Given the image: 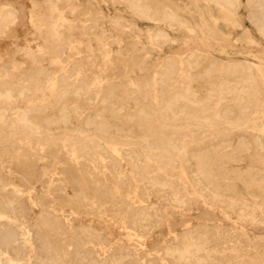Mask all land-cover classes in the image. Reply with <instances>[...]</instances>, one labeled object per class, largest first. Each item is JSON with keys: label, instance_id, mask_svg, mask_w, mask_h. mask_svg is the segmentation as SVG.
Segmentation results:
<instances>
[{"label": "rangeland", "instance_id": "1", "mask_svg": "<svg viewBox=\"0 0 264 264\" xmlns=\"http://www.w3.org/2000/svg\"><path fill=\"white\" fill-rule=\"evenodd\" d=\"M260 5L0 0V264H264Z\"/></svg>", "mask_w": 264, "mask_h": 264}, {"label": "bare ground", "instance_id": "2", "mask_svg": "<svg viewBox=\"0 0 264 264\" xmlns=\"http://www.w3.org/2000/svg\"><path fill=\"white\" fill-rule=\"evenodd\" d=\"M151 1H152V0H151ZM221 1H222V0H221ZM260 1H261V0H260ZM125 2H126V1H125ZM256 2H257V1H256ZM232 3H233V2H232ZM261 3H262V2H261ZM261 3H260V4H261ZM136 4H137V3H136ZM136 4H135V5H136ZM152 4H153V3H152ZM258 5H259V4H258ZM260 6L264 7L263 5H260ZM262 7L260 8V10L262 9ZM127 8H128V7H127ZM234 8H235V7H234ZM9 10H10V9H8V11H9ZM130 11H131V10H130ZM139 11H140V10H139ZM258 11H259V10H258ZM261 11H262V10H261ZM101 12H102V11H101ZM246 12H247V11H246ZM262 12H264V11H262ZM10 13H11V12H10ZM111 13H112V12H111ZM224 13H225V12H224ZM233 13H234V12H233ZM138 14H139V13H138ZM255 14H256V13H255ZM260 14H261V13H260ZM0 15H1V14H0ZM94 16H95V15H94ZM99 16H100V15H99ZM258 16H260V15H258ZM261 16H262V15H261ZM261 16H260V17H261ZM96 17H97V16H96ZM144 17H145V15H144ZM87 18H88V17H87ZM145 18H146V17H145ZM148 18H149V17H148ZM263 18H264V17H263ZM258 21H259V19H258ZM94 22H95V19H94ZM110 22H111V21H110ZM144 22H145V21H144ZM148 22H149V21H148ZM152 22H154V21H152ZM230 22H231V21H230ZM263 22H264V21H263ZM260 23H262V22L260 21ZM162 24H163V23H162ZM263 25H264V23H263ZM263 25H262V28H263ZM159 26H160V25H159ZM115 27H116V26H115ZM0 30H1V29H0ZM147 30H148V29H147ZM90 31H91V30H90ZM157 32H158V31H157ZM215 32H216V31H215ZM158 33H160V32H158ZM153 34H154V33H153ZM160 34H161V33H160ZM166 34H167V33H166ZM158 35H159V34H158ZM84 36H85V35H84ZM155 38H156V37H155ZM157 38H158V37H157ZM263 38H264V37H263ZM171 39H172V38H171ZM156 40H157V39H156ZM156 40H155V41H156ZM160 40H161V39H160ZM166 40H167V39H166ZM169 40H170V39H169ZM157 41H158V40H157ZM66 43H67V42H66ZM156 43H157V42H156ZM68 44H69V43H68ZM107 44H108V43H107ZM58 46H59V45H58ZM72 47H73V46H72ZM219 48H220V47H219ZM78 49H79V48H78ZM74 51H75V50H74ZM59 52H60V51H59ZM193 52H194V51H193ZM195 53H196V52H195ZM191 54H192V52H191ZM60 55H61V54H60ZM204 56H205V55H204ZM63 57H64V56H63ZM187 57H188V56H187ZM163 58H164V57H163ZM6 59H7V58H6ZM208 60H209V59H208ZM185 61H186V60H185ZM197 61H198V60H197ZM230 61H231V60H230ZM240 62H241V61H240ZM183 63H184V62H183ZM180 65H181V64H180ZM240 65H241V64H240ZM102 66H103V65H102ZM191 66H192V65H191ZM156 67H157V66H156ZM223 67H224V66H223ZM237 67H238V66H237ZM76 68H77V67H76ZM233 68H234V67H233ZM180 69H181V68H180ZM74 70H75V69H74ZM161 70H162V69H161ZM169 70H170V69H169ZM207 70H208V69H207ZM68 71H70V70H68ZM202 71H203V70H202ZM213 71H214V70H213ZM43 72H44V71H43ZM66 72H67V71H66ZM80 72H81V71H80ZM183 72H184V71H183ZM190 72H191V71H190ZM231 72H232V71H231ZM234 72H235V71H234ZM236 72H237V71H236ZM4 73H5V72H4ZM44 73H45V72H44ZM78 73H79V72H78ZM166 73H167V72H166ZM229 73H230V72H229ZM70 74H71V73H70ZM80 74H81V73H80ZM170 74H171V73H170ZM236 74H237V73H236ZM236 74H234V75L236 76ZM158 75H159V74H158ZM167 75H168V74H167ZM174 75H175V74H174ZM205 76H206V75H205ZM5 77H6V76H5ZM45 77H46V76H45ZM56 77H57V76H56ZM68 77H69V76H68ZM209 77H210V76H209ZM233 77H234V76H233ZM60 78H61V77H60ZM63 78H64V77H63ZM74 78H75V77H74ZM87 78H88V77H87ZM165 78H166V77H165ZM168 78H169V75H168ZM210 78H211V77H210ZM40 79H41V78H40ZM232 79H233V78H232ZM161 80H162V79H161ZM169 80H170V79H169ZM245 80H246V79H245ZM34 81H35V80H34ZM73 81H74V80H73ZM180 81H181V80H180ZM30 82H31V81H30ZM40 82H41V81H40ZM94 82H95V81H94ZM100 82H101V80H100ZM133 82H134V81H133ZM182 82H183V81H182ZM246 82H247V81H246ZM7 83H8V82H7ZM25 83H26V82H25ZM139 83H140V82H139ZM168 83H169V82H167V84H168ZM170 83H171V82H170ZM173 83H174V82H173ZM26 84H27V83H26ZM31 84H32V83H31ZM37 84H38V83H37ZM50 84H51V83H50ZM52 84H53V83H52ZM132 84H133V83H132ZM163 84H164V80H163ZM175 84H176V83H175ZM246 84H247V83H246ZM53 85H54V84H53ZM92 85H93V84H92ZM140 85H141V84H140ZM159 85H160V84H159ZM164 85H165V84H164ZM228 85H229V84H228ZM7 86H8V85H7ZM47 86H48V85H47ZM95 86H96V85H95ZM161 86H162V84H161ZM175 86H176V85H175ZM178 86H179V85H178ZM183 86H184V85H183ZM30 87H31V86H30ZM75 87H76V86H75ZM119 87H121V86H119ZM119 87H118V88H119ZM135 87H136V86H135ZM155 87H156V85H155ZM164 87H165V86H164ZM195 87H196V86H195ZM6 88H7V87H6ZM22 88H23V87H22ZM125 88H126V87H125ZM148 88H149V87H148ZM161 88H162V87H161ZM166 88H167V87H166ZM235 88H236V87H235ZM63 89H64V88H63ZM68 89H69V88H68ZM149 89H150V88H149ZM200 89H201V88H200ZM233 89H234V88H233ZM4 90H5V89H4ZM25 90H26V89H25ZM64 90H65V89H64ZM93 90H94V88H93ZM95 90H96V89H95ZM165 90H166V89H164L163 91H164V93L166 94ZM186 90H187V89H186ZM189 90H190V89H189ZM189 90H188V91H189ZM8 91H9V90H8ZM26 91H27V90H26ZM40 91H41V90H40ZM68 91H69V90H68ZM132 91H133V90H132ZM144 91H145V90H144ZM147 91H148V90H147ZM160 91H161V90H160ZM163 91H162V92H163ZM29 92H30V91H29ZM116 92H117V91H116ZM121 92H122V91H121ZM127 92H128V91H127ZM133 92H134V91H133ZM156 92H157V91H156ZM183 92H184V91H183ZM227 92H228V91H227ZM240 92H241V91H240ZM19 93H20V92H19ZM22 93H23V92H22ZM109 93H110V92H109ZM145 93H146V92H145ZM171 93H172V92H171ZM179 93H180V91H179ZM186 93H187V92H186ZM189 93H190V92H189ZM197 93H198V92H197ZM0 94H1V93H0ZM4 94H5V93H4ZM25 94H26V93H25ZM59 94H60V93H59ZM106 94H107V93H106ZM168 94H170V93H168ZM173 94H174V92H173ZM173 94H172V95H173ZM182 94H183V93H182ZM190 94H191V93H190ZM198 94H199V93H198ZM7 95H8V94H7ZM7 95H5V97H6ZM13 95H14V94H13ZM65 95H66V94H65ZM99 95H100V94H99ZM113 95H114V94H113ZM163 95H164V94H163ZM186 95H187V94H186ZM188 95H189V94H188ZM209 95H210V94H209ZM214 95H216V93H215ZM227 95H228V94H227ZM11 96H12V94H11ZM118 96H119V95H118ZM123 96H124V95H123ZM126 96H127V95H126ZM133 96H134V95H133ZM182 96H184V95H182ZM192 96H193V95H192ZM212 96H213V95H212ZM246 96H247V95H246ZM12 97H13V96H12ZM12 97H11V98H12ZM42 97H43V96H42ZM59 97H60V96H59ZM110 97H111V96H110ZM160 97H164V96H160ZM169 97H170V96H169ZM185 97H186V96H185ZM214 97H215V96H214ZM216 97H217V96H216ZM216 97H215V98H216ZM7 98H8V97H6V99H7ZM34 98H35V97H34ZM93 98H94V97H93ZM102 98H103V96H102ZM166 98H167V97H166ZM172 98H173V97H172ZM191 98H192V97H190V99H191ZM198 98H199V97H198ZM203 98H204V96H203ZM206 98H207V97H206ZM209 98H210V97H209ZM215 98H214V100H215ZM0 99H1V98H0ZM9 99H10V98H9ZM75 99H78V98H75ZM113 99H114V98H113ZM122 99H123V98H122ZM155 99H156V98H155ZM176 99H177V98H176ZM181 99H182V98H181ZM184 99H185V98H184ZM186 99H187V98H186ZM190 99H189V101L191 102ZM24 100H25V99H24ZM109 100H110V99H109ZM163 100H165V98H163ZM182 100H183V99H182ZM210 100H211V99H210ZM240 100H241V99H240ZM9 101H12V100H9ZM27 101H28V100H27ZM86 101H87V100H86ZM90 101H91V100H90ZM107 101H108V99H107ZM110 101H111V100H110ZM121 101H122V100H121ZM160 101H161V100H160ZM167 101H169V100H167ZM176 101H177V100H176ZM189 101H187V102H189ZM192 101H193V100H192ZM202 101H203V100H202ZM211 101H212V100H211ZM87 102H88V101H87ZM163 102H164V101H163ZM177 102H178V101H177ZM183 102H185V101H183ZM190 102H189V103H190ZM207 102H209V101H207ZM212 102H213V101H212ZM215 102H216V101H215ZM231 102H232V101H231ZM235 102H236V101H235ZM242 102H243V101H242ZM79 103H80V102H79ZM101 103H102V102H101ZM118 103H119V102H118ZM146 103H147V102H146ZM191 103H194V102H191ZM243 103H244V102H243ZM0 104H1V103H0ZM29 104H30V103H29ZM111 104H112V103H111ZM123 104H124V103H123ZM162 104H163V103H162ZM162 104H161V105H162ZM168 104H169V103H168ZM178 104H180V103H177V105H178ZM197 104H198V103H197ZM197 104H196V105H197ZM210 104H211V103H209V105H210ZM1 105H2V104H1ZM124 105H125V104H124ZM151 105H152V104H151ZM161 105H160V106H161ZM165 105H166V104H165ZM191 105H192V104H191ZM198 105L201 106L200 103H199ZM206 105H208V104H206ZM206 105H205V107H206ZM217 105H218V104H217ZM173 106L176 108V105L173 104ZM184 106H185V105H184ZM186 106H187V105H186ZM189 106H190V105H189ZM240 106H242V105H240ZM84 107H85V106H84ZM89 107H90V106H89ZM115 107H116V106H115ZM121 107H122V106H121ZM164 107H165V106H164ZM193 107H194V106H193ZM198 107H199V106H198ZM201 107H202V106H201ZM203 107H204V105H203ZM205 107H204V109H205ZM55 108H56V107H55ZM61 108H62V107H61ZM76 108H77V107H76ZM147 108H148V107H147ZM151 108H152V107H151ZM162 108H163V107H162ZM171 108H172V107H171ZM175 108H174V109H175ZM183 108H184V107H183ZM196 108H197V107H196ZM17 109H18V108H17ZM101 109H102V108H101ZM186 109H187V108H186ZM192 109H193V108H192ZM4 110H5V109H4ZM4 110H3V111H4ZM18 110H19V109H18ZM59 110H60V109H59ZM65 110H66V109H65ZM123 110H124V109H123ZM141 110H142V109H141ZM151 110H152V109H151ZM161 110H164V108L161 109ZM161 110H160V111H161ZM169 110H170V109H169ZM172 110H173V108H172ZM175 110L177 111V108H176ZM243 110H244V109H243ZM60 111H61V110H60ZM94 111H95V110H94ZM143 111H144V110H143ZM164 111H165V110H164ZM179 111H180V110H179ZM184 111H185V110H184ZM148 112H149V111H148ZM150 112H151V111H150ZM188 112H189V110H187V113H188ZM202 112H203V111H202ZM212 112H213V111H212ZM241 112H242V111H241ZM243 112H244V111H243ZM134 113H135V112H134ZM134 113H133V114H134ZM136 113H137V112H136ZM145 113H146V112H144V114H145ZM195 113H196V112H195ZM197 113H198V112H197ZM246 113H247V112H246ZM2 114H3V112H2ZM68 114H69V113H68ZM133 114H132V115H133ZM146 114H147V113H146ZM164 114H165V113H164ZM172 114H173V113H172ZM177 114H178V113H177ZM188 114H189V113H188ZM203 114H204V113H203ZM212 114H213V113H212ZM221 114H222V113H221ZM20 115H21V114H20ZM65 115H66V114H65ZM119 115H120V114H119ZM148 115H149V114H147L146 116H148ZM152 115H153V114H152ZM156 115H157V114H156ZM167 115H168V114H167ZM169 115H171V114L169 113ZM175 115H176V114H175ZM178 115H180V114H178ZM185 115H187V114H185ZM209 115H210V114H209ZM225 115H226V114H225ZM24 116H25V118L28 117V116H26V115H24ZM96 116H97V115H96ZM103 116H105V115H103ZM141 116L143 117V114H142ZM146 116H145V117H146ZM149 116H150V115H149ZM149 116H148V117H149ZM160 116H161V115H160ZM180 116H181V115H180ZM210 116H211V115H210ZM7 117H8V116H7ZM7 117L4 116V120L7 119ZM67 117H68V116H67ZM145 117H143L144 120H145ZM148 117H147V118H148ZM152 117H153V116H152ZM157 117H158V116H157ZM177 117H179V116H177ZM186 117H188V116H186ZM190 117H193V116L190 115ZM212 117H213V116H212ZM12 118H13V117H12ZM30 118H31V117H30ZM70 118H71V117H70ZM129 118H130V117H129ZM167 118H168V117H167ZM195 118H196V116H195ZM195 118H194V119H195ZM202 118H204V117H202ZM218 118H219V117H218ZM18 119H19V118H18ZM22 119H23V118H22ZM53 119H54V118H53ZM66 119H67V118H66ZM96 119H97V118H96ZM105 119H106V118H105ZM130 119H131V118H130ZM134 119H135V118H134ZM139 119H140V117H139ZM180 119H181V118H180ZM188 119H190V118H188ZM188 119H187V120H188ZM204 119H205V118H204ZM19 120H20V119H19ZM24 120H25V119H24ZM60 120H61V119H60ZM103 120H104V119H103ZM142 120H143V119H142ZM144 120H143V121H144ZM153 120H154V119H153ZM182 120H183V119H182ZM195 120H196V119H195ZM198 120H199V119H198ZM205 120H208V119H205ZM205 120L203 121V123L205 122ZM239 120H240V119H239ZM11 121H12V120H11ZM26 121H27V120H26ZM40 121H41V120H40ZM40 121H39V122H40ZM75 121H76V120H75ZM128 121H129V120H128ZM139 121H140V120H139ZM149 121H150V120H149ZM199 121H200V120H199ZM210 121H211V120H210ZM218 121H220V120L218 119ZM24 122H25V121H24ZM68 122H69V121H68ZM181 122H182V121H181ZM196 122H197V121H196ZM200 122H201V121H200ZM212 122H213V121H212ZM220 122H221V121H220ZM224 122H225V121H224ZM232 122H233V121H232ZM17 123H18V122H17ZM25 123H26V125H27V122H25ZM25 123H24V124H25ZM33 123H34V121H33ZM59 123L61 124V122H59ZM59 123H57V124H59ZM64 123H67V122L65 121ZM77 123H78V122H77ZM95 123H96V122H95ZM134 123H135V122H134ZM138 123H139V122H138ZM145 123H147L146 120L144 121V124H145ZM151 123H152V122H151ZM168 123H169V122H168ZM170 123H171V122H170ZM206 123H207V122H206ZM209 123H210V122H209ZM209 123H208V124H209ZM226 123H227V122H226ZM6 124H7V121H6L5 125H6ZM29 124H30V123H29ZM29 124H28V125H29ZM31 124H32V123H31ZM68 124H69V123H68ZM88 124H89V123H88ZM107 124H108V123H107ZM22 125H23V124H22ZM32 125H33V124H32ZM36 125H37V123H36ZM69 125H70V124H69ZM91 125H92V124H90V126H91ZM96 125H97V124H96ZM102 125H103V123H102L100 126H102ZM140 125H141V124H140ZM12 126H13V125H12ZM37 126H38V125H37ZM45 126H46V125H45ZM87 126H88V125H87ZM90 126H89V128H91ZM97 126H98V125H97ZM97 126L94 125L95 129H98V128H96ZM104 126H105V125H104ZM115 126H116V125H115ZM142 126H143V125H142ZM212 126H213V125H212ZM212 126H211V127H212ZM35 127H36V126H35ZM35 127L33 126V129H34ZM72 127H73V126H72ZM117 127H118V126H117ZM121 127H122V126H121ZM144 127H145V126H144ZM36 128H37V127H36ZM53 128H54V127H53ZM59 128H60V127H59ZM67 128H68V127H67ZM85 128H86V126H85ZM92 128H93V127H92ZM103 128H104V127H103ZM141 128H142V127H141ZM181 128H182V127H181ZM192 128H193V127H192ZM200 128H201V127H200ZM11 129H12V128H11ZM18 129H19V128H18ZM33 129H32V130H33ZM37 129H39V128H37ZM65 129H66V128H65ZM99 129L102 130L101 128H99ZM104 129H105V128H104ZM108 129H109V128H108ZM117 129H120V128H117ZM173 129H175V128H173ZM176 129H177V128H176ZM182 129H184V127H183ZM188 129H189V128H188ZM195 129H196V128H195ZM0 130H1V129H0ZM9 130H10V129H9ZM27 130H28V129H27ZM45 130H46V129H45ZM88 130H89V129H88ZM169 130H170V129H169ZM196 130H197V129H196ZM22 131H23V130H22ZM36 131H37V130H36ZM38 131H40V130H38ZM183 131H184V130H183ZM193 131H194V130H193ZM0 132H1V131H0ZM34 132H35V131H34ZM91 132H92V131H90V133H91ZM185 132H186V131H185ZM71 133H72V132H71ZM88 133H89V132H88ZM90 133H89V136H90ZM107 133H108V132H107ZM189 133H190V132H189ZM29 134H30V133H29ZM33 134H34V133H33ZM51 134H52V133H51ZM65 134H66V133H65ZM78 134H80V133H78ZM85 134H86V133H85ZM99 134H100V133H99ZM113 134H114V133H113ZM126 134H127V133H126ZM128 134H129V133H128ZM135 134H137V133H135ZM37 135H39V134H37ZM114 135H115V134H114ZM145 135H147V134L145 133ZM150 135H151V134H150ZM184 135H185V134H184ZM184 135H183V136H184ZM71 136H72V135H71ZM81 136H82V135H81ZM104 136H105V135H104ZM160 136H161V135H160ZM34 137H35V136H34ZM83 137H84V136H83ZM109 137H111V136L109 135ZM124 137H125V136H124ZM144 137H147V136H143V138H144ZM154 137H155V136H154ZM172 137H174V136H172ZM175 137H177V136H175ZM175 137H174V138H175ZM190 137H191V136H189V138H190ZM126 138H127V137H126ZM141 138H142V137H141ZM151 138H152V137H151ZM151 138H146V139H151ZM170 138H171V137H170ZM174 138H173V139H174ZM225 138H226V137H225ZM8 139H9V138H8ZM18 139H19V138H18ZM50 139H52V138H50ZM144 139H145V138H144ZM146 139H145V140H146ZM152 139H155V138H152ZM178 139H180V137H179ZM182 139H183V138H182ZM185 139H186V138H185ZM187 139H188V137H187ZM22 140H23V139H22ZM54 140H55V139H54ZM76 140H77V139H76ZM169 140H172V139H169ZM189 140H191V139H189ZM194 140H195V139H194ZM24 141H25V140H24ZM68 141H69V140H68ZM166 141L168 142V139H167ZM175 141H177V139H176ZM7 142H8V141H7ZM7 142H6V143H7ZM15 142H16V141H15ZM145 142H147V140H146ZM169 142H171V141H169ZM172 142H174V141H172ZM178 142H179V141H178ZM181 142H184V140L181 141ZM187 142H188V140H187ZM187 142H186V144H187ZM189 142H190V141H189ZM246 142H247V141H246ZM22 143H23V142H22ZM78 143H79V142H78ZM130 143H132V142H130ZM154 143H155V142H154ZM159 143H160V142H159ZM3 144H4V143H3ZM79 144H80V143H79ZM82 144H83V142H82ZM90 144H91V143H90ZM97 144H98V143H97ZM141 144H142V143H141ZM174 144H177V143L174 142ZM174 144H173V145H174ZM180 144H181V146H182V143H180ZM91 145H92V144H91ZM135 145H136V144H135ZM144 145H145V144H144ZM173 145H172V146H173ZM247 145H248V144H247ZM75 146H76V145H75ZM184 146H185V145H184ZM240 146H241V145H240ZM244 146H245V145H244ZM56 147H57V146H56ZM135 147H136V146H135ZM146 147H147V146H146ZM177 147H178V146H177ZM245 147H247V146H245ZM80 148H81V147H80ZM168 148H169V147H168ZM170 148H171V147H170ZM182 148L184 149V147H182ZM198 148H199V147H198ZM239 148H240V147H239ZM61 149H62V148H61ZM85 149H86V148H85ZM172 149H173V148H172ZM176 149H177V148H176ZM187 149H188V148H186V151H187ZM0 150H1V149H0ZM127 150H128V149H127ZM160 150H161V149H160ZM174 150H175V147H174ZM85 151H86V150H85ZM85 151H84V152H85ZM156 151H157V150H156ZM156 151H154V152H156ZM177 151H178V150H177ZM186 151H185V152H186ZM6 152H7V151H6ZM138 152H139V151H138ZM157 152H158V151H157ZM159 152H160V151H159ZM171 152H172V151H171ZM180 152L182 153L183 151L181 150ZM185 152H183V153H185ZM197 152H198V151H197ZM246 152H247V151H246ZM112 153H113V152H112ZM146 153H147V151H146ZM247 153H248V152H247ZM79 154H82V153H79ZM94 154H95V153H94ZM104 154H105V153H104ZM136 154H137V153H136ZM157 154H158V153H157ZM178 154H179V152H178ZM178 154H177V157L179 156ZM196 154H197V153H196ZM215 154H216V153H215ZM138 155H139V154H138ZM165 155H166V154H165ZM181 155H182V154H181ZM198 156H199V155H198ZM81 157H82V156H81ZM135 157H136V156H135ZM135 157H134V158H135ZM160 157H161V156H160ZM175 157H176V156H175ZM177 157H176V158H177ZM179 157H180V156H179ZM183 157H184V155H183ZM96 158H97V157H96ZM169 158H171V157H169ZM184 158H185V157H184ZM196 158H197V157H196ZM89 159H90V158H89ZM131 159H132V158H131ZM159 159H160V158H159ZM161 159H162V158H161ZM198 159H199V158H198ZM214 159H215V158H214ZM86 160H87V159H86ZM97 160H98V159H97ZM185 160H186V159H185ZM196 160H197V159H196ZM90 161H91V160H90ZM154 161H155V160H154ZM158 161H159V160H158ZM197 161H198V160H197ZM197 161H196V162H197ZM186 162H187V160H186ZM186 162H185V163H186ZM142 164H143V163H142ZM105 165H106V164H105ZM185 165H186V164H185ZM185 165H184V166H185ZM188 165H189V164H188ZM203 165H204V163H203ZM218 165H219V164H218ZM107 167H108V166H107ZM197 167H198V166H197ZM200 167H201V166H200ZM119 168H120V167H119ZM94 171H95V170H94ZM250 171H251V170H250ZM198 172H199V170H198ZM198 172H197V174H198ZM200 173H201V172H200ZM246 173H248V172H246ZM251 174H252V173H251ZM257 174H258V173H257ZM135 175H136V174H135ZM199 175H201V174H199ZM246 175H247V174H246ZM201 176H202V175H201ZM256 176H257V175H256ZM254 177H255V176H254ZM108 178H109V177H108ZM149 180H150V179H149ZM254 180H255V179H254ZM119 181H120V180H119ZM114 182H115V180H114ZM114 182H113V183H114ZM120 182H121V181H120ZM156 182H157V181H156ZM243 182H244V181H243ZM260 182H261V181H260ZM151 183H152V182H151ZM263 183H264V182H263ZM148 184H149V183H148ZM155 184H156V183H155ZM200 184H201V183H200ZM197 185H198V184H197ZM233 186H234V185H233ZM164 187H165V186H164ZM218 189H219V187H218ZM243 189H244V188H243ZM132 190H133V189H132ZM136 190H137V189H136ZM169 190H170V189H169ZM226 190H227V189H226ZM152 191H153V190H152ZM170 191H171V190H170ZM122 193H123V192H122ZM222 193H223V192H222ZM260 193H261V192H260ZM173 194H174V193H173ZM225 194H226V193H225ZM136 196H137V195H136ZM171 196H172V195H171ZM175 196H176V195H175ZM205 196H206V195H205ZM108 197H109V196H108ZM176 197H177V196H176ZM181 197H182V196H181ZM208 197H210V196H208ZM156 198H157V196H156ZM225 198H226V197H225ZM110 199H111V198H110ZM112 199H113V198H112ZM209 199H210V198H209ZM221 199H222V198H221ZM119 200H120V199H119ZM173 200H174V199H173ZM215 200H216V199H215ZM117 201H118V200H117ZM147 201H148V200H147ZM226 201H227V200H226ZM42 202H43V201H42ZM171 202H172V201H171ZM175 202H176V201H175ZM211 202H212V201H211ZM212 203H213V202H212ZM118 204H119V203H118ZM124 204H125V203H124ZM126 204H127V203H126ZM173 204H174V203H173ZM182 204H183V203H182ZM119 205H120V204H119ZM183 205H184V204H183ZM228 205H229V204H228ZM112 207H113V206H112ZM114 207H115V206H114ZM127 207H128V206H127ZM120 208H121V207H120ZM128 208H129V207H128ZM227 209H228V208H227ZM244 209H245V208H244ZM35 210H36V209H35ZM121 210H122V209H121ZM117 211H118V210H117ZM125 211H126V210H125ZM52 212H53V211H52ZM141 212H142V211H141ZM41 215H42V213H41ZM119 215H120V214H119ZM122 215H123V214H122ZM137 217H138V216H137ZM48 218H49V217H48ZM253 218H254V217H253ZM46 219H47V218H46ZM139 219H140V218H139ZM243 219H244V218H243ZM54 220H55V219H54ZM121 220H122V219H121ZM246 221H247V220H246ZM246 221H245V222H246ZM245 222H244V223H245ZM259 222H260V221H259ZM49 223H50V222H49ZM49 223H48V224H49ZM63 223H64V222H63ZM79 223H80V222H79ZM257 223H258V222H257ZM77 224H78V223H77ZM259 225H260V224H259ZM263 225H264V224H263ZM43 226H44V225H43ZM136 226H137V225H136ZM141 226H142V225H141ZM242 226H243V225H242ZM245 226H246V225H245ZM140 228H141V227H140ZM144 228H145V227H144ZM46 229H47V228H46ZM93 229H94V228H93ZM91 230H92V229H91ZM104 230H105V229H104ZM80 231H81V230H80ZM67 233H68V232H67ZM84 234H85V233H84ZM93 234H95V233H93ZM101 234H102V233H101ZM100 236H101V235H100ZM0 238H1V237H0ZM248 238H249V237H248ZM70 239H71V238H70ZM90 239H91V238H90ZM98 241H99V240H98ZM74 242H75V241H74ZM85 243H86V242H85ZM197 243H198V242H197ZM39 246H41V245H39ZM49 246H50V245H49ZM81 247H82V246H81ZM108 247H109V246H108ZM207 247H208V246H207ZM67 248H69V247H67ZM67 248H66V249H67ZM138 248H139V247H138ZM73 249H74V248H73ZM73 249H72V250H73ZM189 249H190V246H189ZM15 250H16V249H15ZM108 250H109V249H108ZM185 250L187 251V249H185ZM185 250H184V251H185ZM191 250H192V249H191ZM195 250H196V249H195ZM106 251H107V249H106ZM186 251H185V252H186ZM189 251H190V250H189ZM210 251H211V250H210ZM75 252H76V251H75ZM174 252H175V251H174ZM174 252H172V253H174ZM176 252H177V251H176ZM185 252H182V253H184L185 256H186L187 253H185ZM191 252H192V251H191ZM88 254H89V253H88ZM104 254H105V253H104ZM191 254H192V253H191ZM90 255H91V254H90ZM106 255H107V254H106ZM176 255H177V254H176ZM182 255H183V254H182ZM182 255H181L180 257L184 258ZM126 256H127V255H126ZM65 257H66V256H65ZM69 257H70V256H69ZM75 257H76V255H75ZM84 257H85V256H84ZM189 257H190V256L188 255V258H189ZM123 258H124V257H123ZM186 258H187V257H186ZM83 259H84V258H83ZM174 259H175V258H174ZM83 261H84V260H83ZM187 261H188V260H187ZM91 262H92V261H91ZM118 262H119V261H118ZM122 263H123V262H122ZM88 264H89V263H88Z\"/></svg>", "mask_w": 264, "mask_h": 264}]
</instances>
